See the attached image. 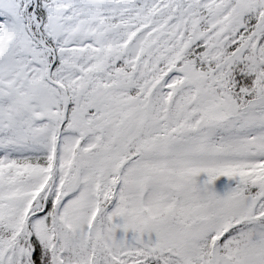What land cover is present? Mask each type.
Wrapping results in <instances>:
<instances>
[{
  "label": "snow or ice",
  "instance_id": "6c2138e0",
  "mask_svg": "<svg viewBox=\"0 0 264 264\" xmlns=\"http://www.w3.org/2000/svg\"><path fill=\"white\" fill-rule=\"evenodd\" d=\"M0 264H264V0H0Z\"/></svg>",
  "mask_w": 264,
  "mask_h": 264
}]
</instances>
